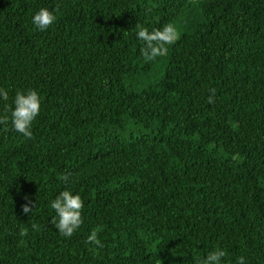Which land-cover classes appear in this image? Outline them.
Masks as SVG:
<instances>
[{"label": "trees", "instance_id": "16d2710c", "mask_svg": "<svg viewBox=\"0 0 264 264\" xmlns=\"http://www.w3.org/2000/svg\"><path fill=\"white\" fill-rule=\"evenodd\" d=\"M137 23L180 38L147 61ZM0 88L41 101L31 139L0 124V264H264V0H0Z\"/></svg>", "mask_w": 264, "mask_h": 264}, {"label": "clouds", "instance_id": "9594fccd", "mask_svg": "<svg viewBox=\"0 0 264 264\" xmlns=\"http://www.w3.org/2000/svg\"><path fill=\"white\" fill-rule=\"evenodd\" d=\"M56 20V16L47 8H40L32 17L33 26L39 31L47 30ZM137 38L143 41L144 46L141 48V54L147 61H155L158 57L164 56L168 51V45L174 44L179 40L180 34L172 23L163 25L162 28L153 29L151 32L148 28L137 23ZM208 103H214L215 89L210 90ZM0 98L8 99V92L0 88ZM40 97L36 90H29L26 94L18 91L13 100V106L7 107L3 114H0V124L11 127L16 132L22 134L25 138L31 139V124L40 112ZM10 112V117L9 113ZM67 181V176L62 177ZM27 199V197H26ZM34 204L31 202L22 206L25 214L32 212ZM50 207L55 211L56 216L52 218L51 223L63 237L70 238L77 229L80 228L82 221V210L84 202L79 194H73L69 190L61 191L54 200L51 201ZM33 229H38V225L33 224ZM19 234L26 236L27 230L20 229ZM85 243L102 248L103 244L98 239V229H93L87 236ZM227 253L220 248H216L207 253L206 257L197 261V264H221L222 259ZM237 264H245L244 257L237 258Z\"/></svg>", "mask_w": 264, "mask_h": 264}]
</instances>
